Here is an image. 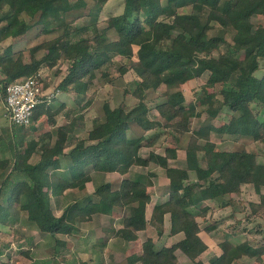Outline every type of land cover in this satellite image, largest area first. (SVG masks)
<instances>
[{"label": "trees", "instance_id": "obj_1", "mask_svg": "<svg viewBox=\"0 0 264 264\" xmlns=\"http://www.w3.org/2000/svg\"><path fill=\"white\" fill-rule=\"evenodd\" d=\"M106 2L0 0V43L26 33L33 26L30 19L37 15V23L42 26L33 37L53 33L56 25L62 28L28 48L29 61L23 59L26 47L14 49L8 44L0 50V87L5 98L10 82L30 75L40 74L46 85L41 68L54 67L62 58L69 64L57 88L76 96L85 97L98 71L112 81L114 64L120 76L132 70L137 82L134 88L125 89L126 94L137 98L136 103L128 107L125 101L112 105L105 100L104 115L96 119L87 136L74 138L73 129L77 130L79 122L75 116L59 128L53 145H44L36 162H28L27 150L15 151L12 170L23 169L30 177L16 181L10 172L4 178L0 186V221H6L9 213L2 200L10 204L17 201L41 230L54 236L73 234L93 214H112L117 207L129 213L115 235L137 239V231L148 223L146 209L151 201L148 186L156 171H149L146 180L124 177L116 185L101 183L97 200L86 195L68 204L60 216L55 215L50 198L51 194H61L68 187L85 188L86 181L91 179V168L123 174L134 163L154 162L165 170L169 185L167 199L154 205L150 220L162 234L165 214L169 212L170 233L183 231L185 235L172 245L161 247L148 237L142 252L131 255L130 259L142 264H183L177 256L178 249L192 257L207 248L200 235L199 217L206 218L212 209L210 201L218 200L222 207L234 205L243 185L252 183L260 198L248 202V215L251 219L264 216V161L258 159L256 152L240 145L232 149L218 148L210 137L212 131L249 136L264 146V72L256 74L264 66V23L253 20L264 16V0H124L123 11L110 15L100 25L99 12ZM183 7L189 10L181 11ZM82 16H88L89 22L75 26ZM40 50L43 53L38 56ZM118 55L128 61L115 60ZM205 72L209 73L205 85L212 90L202 92L197 101L187 104L183 84ZM163 83L167 85L165 99L156 105L165 122L150 117L147 98L148 91L157 90ZM219 84L221 87L217 88ZM49 101L36 106L33 119L50 109ZM88 104L85 101L82 107ZM203 110L208 113V122L191 129V118L201 116ZM223 111L231 113L229 120L215 124L212 120ZM133 123L143 132L130 136L128 131ZM159 125L171 129L168 132L176 137L178 145L180 136L190 131L184 166L178 163V146L168 145L164 153L150 150L148 156L140 155L142 146L158 143L161 132L146 134L145 131ZM67 145L70 146L66 154L70 176L66 177L57 173L62 162L54 155ZM9 163V159H0V167ZM191 172L196 174V179L190 178ZM219 222L212 220L205 228L214 229ZM262 233L263 238L248 237L240 243L224 241L223 253L212 257L211 264H233L240 253L256 256L264 264ZM57 243L63 242L57 239Z\"/></svg>", "mask_w": 264, "mask_h": 264}, {"label": "rangeland", "instance_id": "obj_2", "mask_svg": "<svg viewBox=\"0 0 264 264\" xmlns=\"http://www.w3.org/2000/svg\"><path fill=\"white\" fill-rule=\"evenodd\" d=\"M124 9V0H107L106 3L103 4L102 9L99 12V23L100 25H103L106 23L107 18L112 14H118L121 13ZM189 7H183L181 8V11H188ZM38 15L35 18L30 19L29 23H32L33 26L24 34L17 36V37H9L8 39L4 40L0 43V50H2L5 46L8 44H12L15 49H21L26 47V50L23 53V57L26 59L31 58V52L28 48H31L32 46L36 45V43L41 42L45 38L59 33L62 28L58 25H56L57 30L53 33H41L33 37V35L38 32L37 30L42 26V24L37 23ZM28 20V18H27ZM88 16H82L79 18L74 24L75 26H82L89 22ZM253 20L257 23H264V16H256L253 18ZM81 33L86 34L83 30H81ZM112 34V31H110ZM91 34V33H90ZM110 34V35H111ZM43 52L40 50L38 53V56L41 55ZM115 60L124 62L128 61L127 59L122 58L121 56H116ZM68 60L65 58H62L57 65L54 67H47L43 66L41 68V74L46 77V85L51 89H58L57 85L61 81V79L64 77V75L67 72L68 67ZM262 64L264 65V60L262 61ZM112 66V65H111ZM115 66L117 64H114V68L111 69V72L115 74L114 79L112 81H109V77L101 75V72H97L94 79L90 82L89 86L86 89L85 97L81 95H75L73 93H69L64 91V95L62 96L65 98V102L69 106L65 113L70 110L77 111L79 116V122L81 128L79 129V132L83 133V135L88 134V129L92 127L96 121V119L102 117L104 115V109H103V103L105 100H109L112 105H117L121 101H125L126 104H128V107L133 106L137 98L134 97L130 93H125L126 88H134L136 85V77L132 70H129L124 75L120 76L118 72L115 71ZM264 72V66L261 67L259 70L256 71L257 75H262ZM209 73L205 72L199 77H196L192 80L187 81L183 84L182 89L186 97V103L188 104L190 101H197L198 96L202 92H209L212 90V87L206 86V81L208 78ZM220 84L217 85V88H220ZM1 89V87H0ZM167 90L166 83H163L157 90H150L147 93L148 103L151 106V111L149 112V115L152 119H160L162 122H165V119L160 115V112L157 108V103L163 101L165 99V91ZM62 91V90H61ZM2 93V92H1ZM0 93V95H1ZM60 95V94H59ZM58 96V95H56ZM85 101H89V104L82 107V105L85 103ZM258 105H256V108ZM201 107V106H200ZM75 108V109H74ZM73 113L72 111L69 112V114ZM0 115L4 118L0 121V124H6L9 123V117L7 115V112H5L4 107V101H0ZM231 113L230 112H221L219 116L214 118L212 121L220 125L223 121L229 120ZM262 116V115H261ZM61 121L62 116H60ZM209 120V116L207 111L203 110L201 116L199 117H193L191 118V129L198 128L200 125L207 123ZM134 124V123H133ZM132 124V128L129 129L128 133L130 135H136L143 132V129L139 126H134ZM170 128H166L163 125L157 126V128L149 131H145L146 134H150L151 132H161V137L158 141V143L154 146L149 147H142V154L143 156H148L150 150H158V151H165L166 146H178V163L180 165L186 164V145L189 142V135L190 131L184 133L182 136H180L179 145L176 140V137L172 135V133L168 132L170 131ZM177 135V136H178ZM210 137L217 143L218 148H226V149H232L237 146L244 147L250 151H254L258 155V159L264 161V146L261 142L254 140L252 137L249 136H237V135H230V134H221L216 131H212ZM9 140V136L5 135V141L7 142ZM237 141V142H235ZM4 146V145H3ZM6 148V147H5ZM7 150V149H5ZM8 155V150L6 153ZM149 171H158L161 176L159 178V175L154 174L152 176L153 180H157L158 182V188H153L154 191L158 190L160 195H163L166 188H167V179H166V173L165 170L159 166L158 164L152 162L149 167H143L138 166L132 169L131 174L132 175H140L143 180H146L148 178V172ZM143 175V176H142ZM139 176V177H140ZM157 176V177H154ZM191 179H196V174L194 172H191ZM264 190V189H263ZM168 191V190H167ZM157 192V191H156ZM155 192V194H156ZM75 197L74 193H69L66 197L67 199ZM260 198V195L256 192L254 185L252 183L244 184L242 193L240 196H236V202L234 205H229L222 207L220 206V201L218 200H212L210 201V204L212 205V209L209 210L207 213L206 218L203 219V217H199V220L201 224H207L208 221L211 222L212 220L220 221L219 227L213 231L212 234H214V237L217 239L220 235H224L225 230H233L238 229L239 231L243 230L242 237L246 238H263L264 232V216L258 215L255 218L251 219L252 216L248 215L250 212V208L248 205V202L250 200H258ZM127 209H121L118 210L117 216H122L128 214ZM150 213V212H149ZM15 216V212H12L11 218ZM19 220L18 222L13 224V229H11V232H8L6 236L8 238H5L7 242H10V244L7 246V248H4L7 252H9L16 263L17 261H20V258L17 256V254L14 255V250H17L19 246L18 242L23 240L21 237H28L29 235H32L31 232L32 228L29 226H24L19 213H18ZM14 219V218H13ZM15 221V220H13ZM101 222L103 224H108V221L106 218L102 217H95L94 221L89 223L87 226H85V235L80 241H76L74 238L66 237L69 239H66L68 243H65L64 245L59 246L60 253H59V259H57L58 262H68L69 264H73V262H76L78 257V249L80 253L82 252L80 249L83 248V244L81 240H86L88 237L89 244L93 245V242L95 239H98L100 236L106 235L107 238L110 239V246L107 247L106 251L111 254L110 256H106V260L104 261V264H112L114 260H118L121 262H126V249H125V241H123L121 238H110V234L112 232L110 230H106L105 228H101ZM157 227V226H156ZM36 228V227H35ZM165 231L160 234L155 226L153 224L149 225V230L145 232L144 234H151L153 235L157 240V246H160L170 241V227L168 224L165 227ZM260 229V232H257L256 230ZM40 234V233H39ZM42 235L41 239L39 235L37 234V237L39 238L38 243L36 246L34 245V249H32L35 253V256L37 257L36 261L42 263V257L41 256H49L47 255L50 251L49 245H50V238L45 235ZM4 239V240H5ZM54 241V239H53ZM83 241V242H84ZM15 242V246L8 250L10 246H12V243ZM81 242V243H80ZM91 242V243H90ZM86 244V243H85ZM88 245V244H87ZM137 246L138 243L136 244ZM113 250L115 251H111ZM75 252L77 255L76 259L73 261L71 259L70 252ZM61 252H66V259L61 254ZM90 256L89 253H81V261L84 260V258H88ZM46 258V257H45ZM12 261V263L14 262ZM67 263V264H68ZM19 264V263H18Z\"/></svg>", "mask_w": 264, "mask_h": 264}, {"label": "crops", "instance_id": "obj_3", "mask_svg": "<svg viewBox=\"0 0 264 264\" xmlns=\"http://www.w3.org/2000/svg\"><path fill=\"white\" fill-rule=\"evenodd\" d=\"M15 49V48H14ZM24 61H29V59H26L25 57H23ZM45 77V76H44ZM46 78V77H45ZM2 92V89H0V93ZM60 94V95H59ZM62 94L64 95V91L60 89V91L58 92V96H54L49 103L47 104V107L50 106L49 110L47 111H40L41 113L37 114L35 116V118L33 119L32 123L28 126H22V125H17L12 123L8 109H7V105L5 102V97H4V93L2 92L0 95V101H4V107H5V112H7V115L9 117V123L6 124H0V159H9V164L6 165L5 167H0V186L2 181L4 180V178L11 172V177L13 179H16V181L18 180H23V179H29V175L26 174L23 169H19L16 168L14 170H12V166L15 163V151L17 149L21 150L22 152H26V150L30 153V155L28 156V162H36L42 152H43V147L46 143L49 144H54L56 138L58 137V133H59V128L63 127L64 124L69 121L72 117L78 116L76 109L75 110H70L68 112L65 113V111L67 109H69L67 103L65 102V98L62 96ZM39 109V108H38ZM73 112L71 114H69V112ZM60 116H62V120L60 119ZM4 117L0 115V121L3 119ZM134 126H138L137 124H133ZM81 128L80 126V122H78V127L77 130L76 128L73 129V136L74 138L77 136V138L84 136L83 133L79 132V129ZM132 128V125H131ZM5 135L9 136V140L6 142L5 141ZM130 135V134H129ZM87 136V135H85ZM131 136V135H130ZM4 145V146H3ZM6 147V148H5ZM69 145L65 146V147H61L59 149V151L54 155V157L56 158H61V162H62V167H60L59 169H57V173L64 175V176H70L69 173V168H68V159L66 158V154L69 151ZM142 147H149V146H142ZM142 147L140 148V155L142 153ZM8 150V155L4 154L7 152ZM157 152L160 153H164L162 151H158L155 150ZM60 152V153H59ZM150 152V151H149ZM59 153V154H58ZM143 154V153H142ZM144 155V154H143ZM141 155V156H143ZM151 164V163H150ZM149 165H142L140 163H134L131 166V169L129 170V172L127 173H123L121 174L118 171H111V170H97L94 168L89 169L90 172V176L91 179L86 181V187L85 188H80L79 186H73V187H68L67 189L64 190L63 193L58 194V195H53L51 194V198H50V203H51V207L54 210L55 215L60 216L64 209L66 208V206L72 202H75L79 199L84 198L86 195H90L94 198V200L98 199L97 196V192H98V186L101 183L104 182H113L114 185H116V183H118V181L124 177H132V178H141L142 177L140 175H132L131 171L132 169H134L135 167L138 166H143V167H149ZM90 164H88L89 166ZM12 170V171H11ZM54 171V170H53ZM157 175H159L160 173L158 171ZM149 173V172H148ZM156 175V174H155ZM140 176V177H139ZM143 176V175H142ZM157 177V176H154ZM152 178V177H151ZM159 178H161V176L159 175ZM166 181L169 185V177L166 175ZM152 183L148 186V190L151 194V201L147 204V209H146V217L148 219V223L146 225V227L144 229H140L137 231L138 233V238L134 239V240H127L121 236L115 235L116 230L122 226V219L125 217L122 216L121 218H119L120 216H117L118 210H120V208H115L113 210L112 214H104V213H95L93 214L91 217H89L88 219H86L85 221H82L81 224L79 225V229H77L76 231L73 232V234H65V233H57V235H52L51 233L47 232V231H43L39 228V226L37 225V223L33 220H31L28 216V213L26 210L22 209L20 207V203L15 201L14 204H10L9 202L5 201L4 199L2 200V204L6 207V210H8V215L6 218V221L1 220L0 221V264H67L68 262L64 261V262H58L57 259H59V253H60V249L59 246L64 245L65 243H68V241L66 239V237H70V238H74L77 242L80 241V239H82L85 235V226H87L89 223L93 222L95 217H102L103 219L106 218L108 221V224H103V222H101L100 227L101 228H105L106 230H110L112 232V234H110V238H121L123 241H125V249H126V262H121L118 260H114L112 264L115 263H119V264H142L141 261H134L131 260L130 257L133 254H140L142 252L143 249V242L148 238V237H152L156 243L157 240L156 238L151 235V234H144L145 232H147L149 230V225L153 224L157 230L156 225L151 222V216H152V211H153V207L155 204L164 201L165 199H167L168 197V185L167 188L164 192L163 195H160L158 192V190L154 191L153 188H158V182L156 179L153 180L152 179ZM45 189L47 190V187H45ZM51 192V191H49ZM156 192V194H155ZM69 193H74L75 197L69 198L67 199L66 197L68 196ZM12 212H15V216H13V218H11V214ZM150 212V213H149ZM18 213L22 219V221L24 223V226H29L32 228L31 234L28 237H21L23 238V240L20 239V241L18 242V249L14 250V255L17 254V256L20 258V261H17L18 263H16L13 259V256L7 252L4 248H7V246L10 244V242H7L5 238H8V236H6V234L8 232H11L13 229V224L18 222L19 217H18ZM127 215V214H126ZM15 220V221H13ZM208 221L207 224H209L210 220H206ZM220 223V222H219ZM168 224L169 227H171V215L169 212H167L165 214V227ZM207 224H201L202 230L200 231V235L202 237V239L204 240V242L207 244V248L204 251L201 252H196L192 255V257H188L183 251H181L180 249H178L177 252V256L179 258V260L181 261V263L183 264H211V258L217 255H220L223 253V248H222V244L224 241H231L233 243H240L242 241H244L246 239V237H242L243 231H240L238 233H236V230H225L224 235H220L217 239L214 237L213 231H215L220 224L217 225V227H215L214 229L208 230L205 228V226ZM16 225V224H14ZM36 227V228H35ZM166 230V229H165ZM164 230V231H165ZM158 231V230H157ZM40 233V234H39ZM47 237H49L50 239V251L47 255H49L48 257L45 255L41 256L42 257V263L36 261L37 257L35 256V252L32 250L34 249V245L36 246V244L39 241V238L37 237V234L39 235V237L41 239L42 235ZM170 233V230H169ZM184 232L180 231L178 233L172 234L170 233V241L168 240L167 242H165L162 245H172L173 243L179 241L180 239H182L184 237ZM5 239V240H4ZM54 239V241H53ZM57 239L61 240L63 243H57ZM89 237L84 241L81 240L82 244H83V248L80 249L82 252L84 253H89L90 252V256L88 258H84L83 261H81V253L78 249V257L79 259L76 262H73V264H104V261L106 260V256L107 255H111L109 254V252L106 251L107 247L110 246V239L106 237V235L100 236L98 239H95L92 244H89L88 242ZM84 241V242H83ZM80 242V243H81ZM86 243V244H85ZM91 243V242H90ZM138 243L139 246H137L136 244ZM88 244V245H87ZM162 245L158 246L161 247ZM15 246V242L12 243V246H10L8 248V250H11L13 247ZM111 251H115L112 250ZM61 254H63L62 257H64L66 259V252H61ZM71 255V259H73V261L76 259L77 255L75 254V252H70ZM46 257V258H45ZM264 257V255H263ZM256 256H249L246 253H240L236 256L233 264H260L256 259ZM12 261H14L12 263ZM69 264V263H68Z\"/></svg>", "mask_w": 264, "mask_h": 264}, {"label": "built area", "instance_id": "obj_4", "mask_svg": "<svg viewBox=\"0 0 264 264\" xmlns=\"http://www.w3.org/2000/svg\"><path fill=\"white\" fill-rule=\"evenodd\" d=\"M60 89H51L45 85L40 74L30 75L7 85L5 102L12 123L28 126L33 121L36 106L45 100H51Z\"/></svg>", "mask_w": 264, "mask_h": 264}]
</instances>
